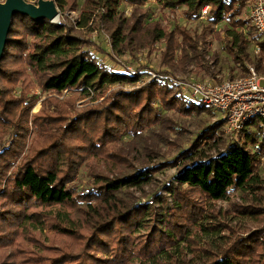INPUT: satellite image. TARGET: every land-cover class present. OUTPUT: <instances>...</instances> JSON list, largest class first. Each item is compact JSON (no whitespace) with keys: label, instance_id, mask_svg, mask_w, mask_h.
Instances as JSON below:
<instances>
[{"label":"trees","instance_id":"1","mask_svg":"<svg viewBox=\"0 0 264 264\" xmlns=\"http://www.w3.org/2000/svg\"><path fill=\"white\" fill-rule=\"evenodd\" d=\"M25 1L36 4L38 0ZM52 1L61 15L66 7L79 12L77 26L79 30L83 31L89 23H92L91 25H98L99 29L108 31L113 49H116L126 39L131 46H138L140 43H154L171 36L166 34L157 22L144 24L141 14L135 16L134 13L131 20L123 18L119 11L122 1L133 7H141L147 2H156L168 10L185 7V15L189 20H197L201 9L210 6L211 11L207 22L211 25L222 22L227 14L232 12L233 7H237L236 9L240 12L238 7L242 3L248 4L249 7L253 3V0ZM2 2L4 0H0V3ZM125 32L131 37L124 36ZM78 33V30L68 28L64 24H55L46 20L33 22L28 17L21 15H15L11 20L0 60V125L10 124L7 116L10 114L14 99H17L12 98L4 101L3 97L16 84L23 83L27 74L37 78L39 86L45 92L58 95L65 91L79 92L85 97L93 95L98 100L102 98L104 101L106 100L104 103L108 102L102 106V99L97 110L88 111L70 119L63 128L62 134L57 133L60 135L59 137L48 133V140L51 142L39 150L38 157L23 163L9 176L6 174L4 180L2 177L5 173L1 172L4 167H0V200L2 201L0 204V255L7 253L6 256H9L11 264H116L117 260L122 257L119 256L123 253L122 249H125L124 246L122 247L124 236H116L117 246L112 250H107V243L103 239L113 234L116 229L113 227L116 225H121L126 231L143 226V222L147 221L144 216L148 215L146 205L148 202L138 201L135 204L126 205L123 203L126 202L123 199L126 198L127 191L150 183L153 174L160 169L156 166H144L132 170L121 169L119 166L124 173H118L112 178H108L98 176L94 172L95 167L88 165L89 172L96 181L89 190L82 192L74 186H69V183L73 181L75 170L77 172L80 168L82 159L87 156L86 151L88 150V153L93 156L102 155L101 164L110 166V169L117 168L111 160L119 165L123 163L117 157L109 159V155H113L112 152L104 154L107 152L106 143L118 141L121 134L125 133L131 136H141V133L138 135L139 130L159 123L161 118L159 111L162 107L169 109L174 107L178 112L186 115L207 110L198 102L191 103L183 98L181 100L177 96H170L171 88L161 82H150L140 89L125 92L122 86L125 84L132 86L138 81V75L127 76L115 72L112 68L99 62L93 55L81 50L82 46L89 42L78 36ZM136 36H139L137 40ZM256 36L258 35L256 34ZM256 36L252 41L259 47L255 68L264 73L263 61L260 56L264 54V40ZM232 42L236 51V60L243 61L246 58V50L242 47L241 38L232 37ZM171 67L176 68V66ZM111 86L116 87L110 90L104 98L106 88ZM155 103H158L160 107L153 106ZM91 116L95 117L93 120L96 121L102 119L101 130L96 136L82 131V128L86 126L84 122H88ZM36 121L34 124L35 127L38 126V137L41 133L47 134L50 129L48 125L53 124L51 122L43 123L41 119ZM221 122L224 121L221 120ZM77 130H80L81 140H84L80 148H83L82 154L73 153V146H68L63 141L67 134L77 135ZM84 133L87 139L84 137ZM206 133L205 130L203 134ZM212 137L207 140L208 143L204 142L206 149H202L200 144H195L178 155L179 169L172 178V184L168 183L165 186V191L169 197L174 198L175 202L179 194L183 196L180 189L184 186L196 190L208 201L215 202L227 199L231 191L244 190L247 187L253 188L260 183L256 174L258 155L253 150L259 146L263 148L259 141L264 140V125L258 119L249 120L239 132V137L243 140L242 143L236 140L223 143L222 140H218L219 138L215 140ZM220 145L223 146L221 150L219 149ZM211 151H214L215 154L210 155ZM10 154L11 150L0 151V161H4ZM75 157L79 158V161ZM37 159H43L45 162L39 164ZM180 199L185 201V198ZM189 201V199L186 200L183 207H189L192 210L191 214L194 220L198 216L196 212V217H193L194 210L200 208H195ZM64 206L69 207L71 213L77 218L82 217L89 229L92 228L91 235L87 236L84 241L86 248L89 250L98 248L102 257H94L91 262H88L86 256L81 254L67 253L54 258L41 257L36 254L39 248L35 243H30L32 251L24 250L19 246L20 243H15L19 232L22 233L29 226L42 231L47 221L51 225L55 224L52 225L53 231L74 236L76 230L79 229L80 221L70 218L66 211L30 212L37 208ZM166 206L168 207V205ZM179 208L180 206H175V209ZM190 223L192 225L194 222ZM174 226L176 228L173 230L170 227L169 229L165 228L168 231H160L158 235L162 234L163 238L174 242L175 234L178 233L177 226L175 224ZM156 231L157 229L152 227L147 236V244L143 248L147 251V254H143L147 258L145 264H162L158 255L164 251L150 252L149 248L156 244L154 241ZM186 233H189V230ZM256 241L257 239L254 238L239 239L209 264H264V251L256 258L250 257L251 254H254L257 245L263 246L262 241ZM119 246L121 250H118ZM7 251H10L9 254ZM28 253L29 256L19 259V256L28 255Z\"/></svg>","mask_w":264,"mask_h":264},{"label":"rangeland","instance_id":"2","mask_svg":"<svg viewBox=\"0 0 264 264\" xmlns=\"http://www.w3.org/2000/svg\"><path fill=\"white\" fill-rule=\"evenodd\" d=\"M236 8L233 7L232 12L227 14L222 22L211 25L207 22L211 7L208 9L207 16L202 17L200 13L197 20H189L185 15V7L168 10L156 2H147L141 7H133L122 1L119 11L123 18L131 20L134 13L135 16L141 14L144 24L157 22L160 28L171 36L154 43H140L138 46H131L126 39L116 49L111 47L109 32L99 29L98 25L89 23L83 31L79 30L77 28L78 11L66 7L61 15L57 8L59 16L54 23L78 30V36L89 42L83 45L81 50L93 55L105 66L127 76L138 75V81L132 86L130 84L122 86L125 92L140 89L150 82H161L171 88L170 96H177L181 100L195 103L198 101L192 99L190 90L196 84H214L242 78L250 68L254 69L258 76L264 77L262 70L255 68L259 47L252 42L256 33L248 21L250 8L244 3L238 7L240 12ZM124 36L129 35L125 32ZM137 37L139 36L135 37L136 40ZM232 37H239L242 40V47L246 50V58L243 61L236 60ZM260 56L264 68V54ZM261 86H264V81L261 82ZM115 87H107L106 91L104 90V98ZM12 98L17 99H14L10 114L7 116L10 124L0 125V151L11 150V154L4 161H0V167H4L1 172L5 173L3 180L6 179V174L9 176L23 163L38 157L39 150L51 142L48 140V133L59 137L70 119L88 111L97 110L103 99L98 100L93 95L85 97L79 92L65 91L59 95L45 92L39 86L38 79L31 74H27L23 83L16 84L13 89H10L3 100ZM105 101L103 99L102 106L108 103H104ZM200 105L205 106L207 110L190 115L178 112L174 107L172 109L162 107L159 111L161 116L159 123L139 130L138 135L141 133V136L125 133L126 135L121 134L118 141L106 143L107 152L104 154L112 152L113 155H109L108 158H120L124 165L111 160L117 168L110 169V166L101 164L102 155L93 156L87 150V156L82 159L80 168L78 167L77 172L75 170L74 179L69 186L84 192L89 190L96 181L91 176L88 165L95 167L94 172L98 176L108 178L124 173L119 166L121 169L132 170L144 166H156L160 169L153 174L150 183L127 191L126 198L123 199L126 205H132L138 201L148 202L146 204L148 215L144 216L147 221L143 222V226L126 231L121 225H116L113 227L116 228L114 229L116 233L113 231L110 237L103 239L107 243V250H112L117 246L116 236H124L122 247L124 246L125 249H122L123 253L119 255L122 257L116 264L146 263L147 258L143 254H147V251L143 248L147 244L146 239L152 227L157 229L154 239L156 244L149 246L150 252L164 251L158 255L162 264H209L239 239L245 238H254L257 239L256 242L263 243V246H256L254 254L250 257L256 258L264 251V140L259 141L263 148L260 146L253 148L258 155L256 174L260 183L257 186L231 191L227 199L215 202L208 201L196 190L185 186L180 189L183 196L179 194L176 202L165 191L166 184H172V178L179 169L180 162L177 158L183 150L192 148L195 144L202 145L203 149L204 144L208 143L207 140L212 136L215 140L219 138L218 140H222L223 143L233 140L240 143L243 141L239 137L242 129L238 132L228 130L226 121L218 111L201 103ZM153 106L158 107L159 104L155 103ZM94 118L91 116L88 122H84L86 126L82 128V131L96 136L101 130L102 119L96 121L93 120ZM37 119L43 120V123H53L48 125L50 129L47 134L41 133L40 137H38V126L35 127L34 124ZM221 120L224 122L222 123ZM205 130L207 133L203 134ZM79 132L80 130H77V135L67 134L63 141L68 146H73V153L82 154L83 148H80L84 140H81V132ZM84 137L87 139L85 133ZM221 148H223L222 145L219 146L220 150ZM209 154L214 155L215 152L211 151ZM75 159L79 161V158L75 157ZM44 162L43 159H37L39 164ZM180 198H185V201L189 199L191 205L197 209L200 208L194 210V218L196 212L198 213L194 220L192 210L189 207H183L185 201ZM1 202L0 200V204ZM177 205L180 206L179 209H175ZM60 210L66 211L70 218L80 221L79 229L74 236L53 231L52 225L55 224L51 225L47 221L42 231L29 226L22 233L19 232L15 243H20L19 246L27 251H32L30 243H35L39 248L36 254L41 257L54 258L67 253L81 254L86 256L88 262L93 261L94 257H102L98 248L90 250L86 248L84 241L91 235L92 228L89 229L86 226L82 217L74 216L69 207L37 208L30 212L55 213ZM191 221L194 222L192 225ZM174 224L178 229L174 242L163 238L162 234L158 235L160 231L167 232L165 228L170 227L171 230L176 228ZM127 228H129L128 225ZM188 230L189 233H186ZM118 250H121L120 246ZM7 252L9 254L10 251ZM29 253L19 256V259L29 256ZM6 255L7 253L0 255V264H11L9 256Z\"/></svg>","mask_w":264,"mask_h":264},{"label":"built area","instance_id":"3","mask_svg":"<svg viewBox=\"0 0 264 264\" xmlns=\"http://www.w3.org/2000/svg\"><path fill=\"white\" fill-rule=\"evenodd\" d=\"M209 7L201 9L202 17L209 13ZM248 21L255 33L264 40V0H253L249 7ZM264 77L252 68L242 78L214 84H196L190 94L193 100L218 111L226 121L228 130L240 131L251 119H258L264 125Z\"/></svg>","mask_w":264,"mask_h":264},{"label":"water","instance_id":"4","mask_svg":"<svg viewBox=\"0 0 264 264\" xmlns=\"http://www.w3.org/2000/svg\"><path fill=\"white\" fill-rule=\"evenodd\" d=\"M15 15L28 17L33 22L46 20L54 23L59 16V12L52 0H38L36 4L28 3L25 0H4L0 3V60L11 20Z\"/></svg>","mask_w":264,"mask_h":264}]
</instances>
